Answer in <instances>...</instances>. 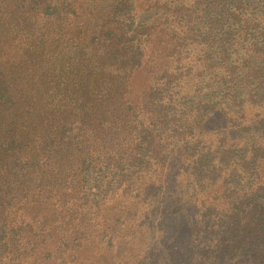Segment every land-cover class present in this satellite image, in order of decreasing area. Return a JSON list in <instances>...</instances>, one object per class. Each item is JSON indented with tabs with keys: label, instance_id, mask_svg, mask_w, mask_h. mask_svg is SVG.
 I'll return each mask as SVG.
<instances>
[{
	"label": "trees",
	"instance_id": "1",
	"mask_svg": "<svg viewBox=\"0 0 264 264\" xmlns=\"http://www.w3.org/2000/svg\"><path fill=\"white\" fill-rule=\"evenodd\" d=\"M136 239L264 264V0H0V264Z\"/></svg>",
	"mask_w": 264,
	"mask_h": 264
},
{
	"label": "rangeland",
	"instance_id": "2",
	"mask_svg": "<svg viewBox=\"0 0 264 264\" xmlns=\"http://www.w3.org/2000/svg\"><path fill=\"white\" fill-rule=\"evenodd\" d=\"M108 205H107V203H104L101 207V209L103 207H105V214H106V212H107V214H109L114 210H115L114 212L116 213L120 208L119 205H117L116 207L113 204H108ZM106 224H109V220L107 218V215L100 216L97 220V226L101 227V226H105ZM132 243L133 244L131 246H128L126 248V250H124L125 252H127V256H126L125 260H128V262H130V264H134V262H136V260L139 258V255L142 252V248L144 247L143 243L139 240L137 241V239L135 241H133ZM99 250L94 254V257H96V258H94V260L96 262H100L103 264L104 262H101L100 260L105 259V255H103V254L101 255V251H99ZM113 260H114V262H117V260H115V259H113ZM44 263H46V264H59L58 261H51L50 258L48 260H45L43 262V264ZM70 264H73V263H70Z\"/></svg>",
	"mask_w": 264,
	"mask_h": 264
}]
</instances>
